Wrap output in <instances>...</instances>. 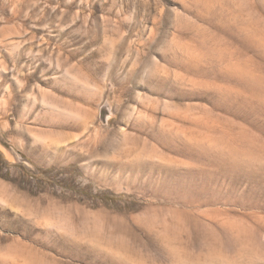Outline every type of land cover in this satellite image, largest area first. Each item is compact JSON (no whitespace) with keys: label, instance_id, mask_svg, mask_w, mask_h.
Returning <instances> with one entry per match:
<instances>
[{"label":"rangeland","instance_id":"374dc122","mask_svg":"<svg viewBox=\"0 0 264 264\" xmlns=\"http://www.w3.org/2000/svg\"><path fill=\"white\" fill-rule=\"evenodd\" d=\"M0 156V264H264V0H0Z\"/></svg>","mask_w":264,"mask_h":264},{"label":"trees","instance_id":"16d2710c","mask_svg":"<svg viewBox=\"0 0 264 264\" xmlns=\"http://www.w3.org/2000/svg\"><path fill=\"white\" fill-rule=\"evenodd\" d=\"M10 167L3 161L2 157L0 156V172L1 173H5L6 177L10 176V171H9ZM44 177L42 179H46L48 181H50L53 185L55 186H59L62 189H66V190H71L73 192H76L78 194H83L86 196H89L90 193H88V188L87 187H83L81 188L78 185H75V183L70 179V178H58L57 175L53 174V171H45V172H40ZM65 174V172H61V176H63ZM33 176L32 173H28L26 170L24 171V177H28L31 178ZM42 180V181H44ZM95 198H98L99 195L94 196ZM107 199V197H106ZM115 203L116 199L114 197L109 198V202H107V204L109 203Z\"/></svg>","mask_w":264,"mask_h":264}]
</instances>
